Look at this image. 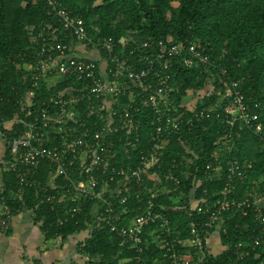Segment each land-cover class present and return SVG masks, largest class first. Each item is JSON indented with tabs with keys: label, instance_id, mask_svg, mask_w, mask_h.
Instances as JSON below:
<instances>
[{
	"label": "built area",
	"instance_id": "built-area-1",
	"mask_svg": "<svg viewBox=\"0 0 264 264\" xmlns=\"http://www.w3.org/2000/svg\"><path fill=\"white\" fill-rule=\"evenodd\" d=\"M41 1L66 35L53 44H43L33 56L36 61L19 63L18 69L25 79L32 75L34 87L41 81L54 87L57 78L63 82L72 78L74 84L47 98L38 110L33 109L34 93L29 92L22 110L0 121L2 138L4 129H23L10 145L13 160L3 163V171L16 174L20 190H34L49 203L57 213V226L78 224L85 205L95 202L88 230L105 231L112 241L128 244L136 264H146L148 232L154 234L170 264H204L211 254L208 242L219 226L222 229L224 214L242 211L246 215V209L254 207L264 229V191L249 192L243 201L233 198L237 183L247 180L255 162L232 156L236 139L241 137L235 129H248L264 148L261 103L248 97L239 82L224 81L228 77L221 59H214L206 46L189 38H150L136 43L130 35L118 48L113 37L101 36L97 27L89 29L84 18L73 16L56 0ZM194 68L201 74L205 70L217 74L223 87L210 85L209 77L206 88L196 93L202 99L215 96L217 104L201 109L197 103L187 105L185 99L192 91L181 104L173 99L181 86L178 70ZM4 101L0 96V110ZM213 119L224 127L216 142L222 152L206 164L203 178L223 177L225 183L215 199L207 189L197 198V186L191 188L187 204L182 193L174 194L183 182L200 185L192 173L197 156L185 147L166 166L165 154L173 139L182 141L197 124ZM135 152L139 153L135 167L117 166V156L131 160ZM42 165L52 171L45 182L37 176ZM166 196H170L169 204L161 201ZM131 198L141 204L131 208ZM170 212L191 219L186 239H180L181 228L173 226ZM13 216L14 210L3 202L1 232L10 231ZM263 232L254 237L253 250L261 245ZM246 248L244 242L234 245L237 262L248 255Z\"/></svg>",
	"mask_w": 264,
	"mask_h": 264
},
{
	"label": "trees",
	"instance_id": "trees-1",
	"mask_svg": "<svg viewBox=\"0 0 264 264\" xmlns=\"http://www.w3.org/2000/svg\"><path fill=\"white\" fill-rule=\"evenodd\" d=\"M73 16L85 19L89 29L97 27L101 36L114 38L118 48L131 35L136 43L153 38L155 40L180 41L192 39L207 47L208 52L216 60L221 59L227 71L224 81H237L241 84L248 97L258 99L260 121L264 126V0H56ZM66 33L59 20L51 12L47 4L41 0H0V96L4 97L0 110V121L9 120L26 104V96L33 92L34 110L50 96H58L67 85L74 84L71 78L63 82L56 79L54 87L49 88V82L41 81L39 87L33 86L32 75L24 78L17 64L35 62L33 56L40 51L43 44H53L57 38L65 37ZM69 42V38L66 40ZM24 56V58H22ZM210 77V85L223 87L215 72L199 69L177 72L179 92L173 96L177 104H181L190 91L194 94L202 92ZM215 96H208L197 103V109L217 104ZM146 121L143 122L145 124ZM22 127L4 129L6 149L0 170L4 162H11L12 141L23 134ZM224 127L216 120L197 124L192 133H188L178 141H171L165 154L166 166L170 160L189 147L195 152L192 173L201 180L200 185L191 181L183 182L174 195H180L189 203V191L197 186L196 196L200 198L207 189L211 198L221 196L224 178L206 181L203 171L206 164L222 152L216 145L219 132ZM235 131L241 137L236 139L232 156L241 161L255 160L253 169L248 172L244 182L237 183L233 198L243 201L257 189L264 191V148L258 138L248 129L238 126ZM143 133H147L143 130ZM139 153L132 154L131 160L117 156V166L135 167ZM38 178L47 181L51 169L42 165ZM4 190L1 199L15 210L32 211L34 221L39 225L47 240L61 236L66 239L74 233L89 229L93 221L91 210L95 202L85 205L78 216L79 223L70 222L64 226L56 225L57 213L51 210V205L36 195L34 190H20L16 174L3 172ZM169 197H162L164 204H169ZM130 207L136 201L131 198ZM247 214L240 211H230L224 214V224L220 231L224 250L210 254L204 264H264V232L261 245L251 248L254 237L264 229L257 220L255 208L246 209ZM59 213V212H58ZM138 212L135 213V215ZM169 218L173 226L181 228L180 239L187 237L186 228L191 219L177 212H170ZM146 245L144 258L146 264H170L164 258V251L157 247L154 234H145ZM239 242L248 244V255L241 261H236L234 245ZM182 249H185L182 247ZM83 252L89 257L85 264H136L135 252L121 240H111V235L105 231H93L85 241Z\"/></svg>",
	"mask_w": 264,
	"mask_h": 264
},
{
	"label": "crops",
	"instance_id": "crops-1",
	"mask_svg": "<svg viewBox=\"0 0 264 264\" xmlns=\"http://www.w3.org/2000/svg\"><path fill=\"white\" fill-rule=\"evenodd\" d=\"M5 149L6 140L0 137V163L3 162ZM3 172V169L0 170V209L3 205ZM214 234L208 242L209 248L217 247L221 242V236L211 241ZM90 235V231L86 230L66 239L47 240L35 223L33 212L18 209L14 211L10 231L5 234L0 230V264H85L89 257L82 246Z\"/></svg>",
	"mask_w": 264,
	"mask_h": 264
},
{
	"label": "rangeland",
	"instance_id": "rangeland-1",
	"mask_svg": "<svg viewBox=\"0 0 264 264\" xmlns=\"http://www.w3.org/2000/svg\"><path fill=\"white\" fill-rule=\"evenodd\" d=\"M202 96L203 95L198 96V94L190 93L189 96H187V98L185 99V101H186V103H188L187 105H195L200 100H202ZM25 218H29V217L27 215H25ZM220 231H221V226H219L216 229L215 234H214L215 236L211 241L216 240V237H220ZM211 241H210V243H211ZM217 245H218L217 247L209 248V251L211 252V254L217 255L224 250V247H222L221 242H220V244L218 243Z\"/></svg>",
	"mask_w": 264,
	"mask_h": 264
}]
</instances>
